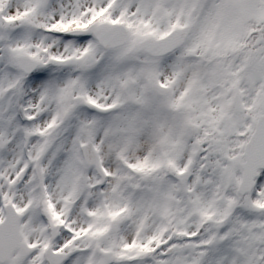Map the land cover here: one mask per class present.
Instances as JSON below:
<instances>
[{
    "label": "snow or ice",
    "instance_id": "obj_1",
    "mask_svg": "<svg viewBox=\"0 0 264 264\" xmlns=\"http://www.w3.org/2000/svg\"><path fill=\"white\" fill-rule=\"evenodd\" d=\"M0 264H264V0H0Z\"/></svg>",
    "mask_w": 264,
    "mask_h": 264
}]
</instances>
